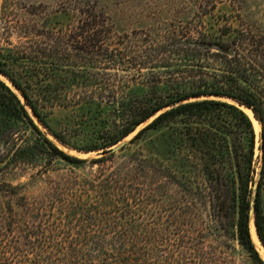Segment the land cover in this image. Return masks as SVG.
Returning <instances> with one entry per match:
<instances>
[{"label":"trees","instance_id":"16d2710c","mask_svg":"<svg viewBox=\"0 0 264 264\" xmlns=\"http://www.w3.org/2000/svg\"><path fill=\"white\" fill-rule=\"evenodd\" d=\"M99 8L96 0H65L56 10L28 11L17 30L0 33V74L23 96L0 79V145L10 146L15 167H35L39 157L101 165L151 119L119 150L169 126L167 159L133 152L123 175L30 197L20 195L24 184L8 183L1 193L17 196L19 208L8 207L10 218L0 214V264H189L192 238L178 221L188 207L204 210L225 242L264 264L249 228L253 216L264 249V33L227 27L216 37L171 32L157 40L143 31L115 33ZM3 27L14 26L5 20ZM55 106L92 126L93 138L76 146L52 128L41 109ZM240 106L252 111L258 136ZM27 107L59 143L100 156L65 152ZM167 185L178 188L181 196L169 197L177 207L155 210L167 202L158 200ZM200 254L192 264H205Z\"/></svg>","mask_w":264,"mask_h":264},{"label":"rangeland","instance_id":"374dc122","mask_svg":"<svg viewBox=\"0 0 264 264\" xmlns=\"http://www.w3.org/2000/svg\"><path fill=\"white\" fill-rule=\"evenodd\" d=\"M65 0H0V33L6 36L7 32L17 30L21 16H28V11L32 9H40L41 11L56 10L57 5ZM99 9L103 10L108 16L109 22L115 33H124L137 31L147 33L159 40L162 34L177 32H205L212 37H216L227 27L231 28H246L253 33H264V0H96ZM8 16V17H6ZM4 20V21H3ZM5 20H10L14 27L8 31H4ZM1 33V34H2ZM197 36V35H195ZM15 38L11 37L14 42ZM180 41L188 45L189 39L185 36L180 38ZM213 50H218L216 45H213ZM182 65L181 62H178ZM3 77V78H2ZM0 79L5 81L9 86L10 82L5 76L0 74ZM13 86H11L12 88ZM15 89L14 87L12 88ZM15 89L14 92L20 95ZM20 97V96H19ZM23 101V99L20 97ZM228 100L227 98H222ZM241 108L243 106H240ZM245 108V107H243ZM242 108V109H243ZM248 109V108H247ZM38 127L46 133L47 137L71 155L79 158H95L100 156V153L91 151L90 154H79L78 150L62 145L54 139L33 116L30 108L27 107ZM250 110V109H249ZM47 122L56 131H61L66 134L68 140L76 145L82 146L93 138L91 127L72 117V111L63 107H52L41 109ZM151 119L139 125L130 135L122 141L114 145L115 154L111 160L105 163L91 164L84 163H68L62 159H55L50 163L46 158H41L36 161V166L31 167L29 164L25 167H15L14 162L8 160L11 153L8 151V145H0V214L5 212L4 216H11V212L7 209L12 206L18 210L17 196H3L2 189L10 190L7 187L8 183L11 186L24 184L20 195L23 193L26 197L33 196L38 191H46L51 188H64L72 184L75 189H82L85 183H91L93 179L104 177L105 175L124 174L126 167L129 166L131 154L139 152L146 155H158L161 161H165L167 153L165 151V143L163 136L170 130V127H165L159 130L147 131L142 139L130 144L128 148L119 150L120 146L127 143L134 134ZM257 121V120H256ZM253 122V121H252ZM259 124V123H258ZM254 126V125H253ZM255 130V129H254ZM260 130V125H259ZM258 136V132H255ZM31 137L28 131L24 135V141L27 142ZM24 143V142H23ZM258 144V140H256ZM258 152V150H255ZM75 152V153H74ZM83 152V151H79ZM164 157V158H163ZM171 159V158H170ZM3 160V161H2ZM2 161V162H1ZM109 178V177H108ZM178 188L174 185H167L165 192H162L165 198L158 200H167L163 205H156L155 210L161 209L164 205L177 207L176 202L170 200ZM176 197L181 196L177 190ZM179 194V195H178ZM157 197V196H156ZM151 203L149 204V206ZM184 216L180 217L181 227L183 230H188L192 238V250L187 248L186 256L189 257V264H192V255L199 252L204 256V263L209 264V256L212 255L211 264H253L246 252L239 247L236 242H225L220 236V230L216 222H212L206 216L205 211H196L193 214L191 207ZM183 214V211L178 213ZM177 214V215H178ZM164 216L161 218L164 221ZM253 221L252 216L250 221ZM6 222V221H5ZM250 224V223H249ZM251 237V235H250ZM252 240V239H251ZM253 241V240H252ZM260 256L264 260L263 248L256 245ZM170 244V243H168ZM226 244L227 248H224ZM163 244L162 250L164 248ZM187 245V244H186ZM168 246V245H167ZM220 250V251H219ZM200 254V255H201ZM182 264H187L185 261Z\"/></svg>","mask_w":264,"mask_h":264},{"label":"bare ground","instance_id":"6f19581e","mask_svg":"<svg viewBox=\"0 0 264 264\" xmlns=\"http://www.w3.org/2000/svg\"><path fill=\"white\" fill-rule=\"evenodd\" d=\"M3 78V77H2ZM13 88V87H12ZM15 90V89H14ZM17 92V91H16ZM20 96V95H18ZM21 97V96H20ZM230 101V100H229ZM243 108V107H242ZM243 110L247 113V115L251 118V120L253 121V125H254V129H255V132H258L259 131V124L258 122L255 120V118H253L252 116V113L249 109L247 108H243ZM56 142V141H55ZM91 152V151H90ZM90 152H77L79 154H90ZM75 153V152H74ZM249 228H250V235H251V239L256 243L257 246L260 247V250H262V247H261V244L259 242V239L257 237V234H256V231H255V226L253 224V221L251 220L250 221V224H249Z\"/></svg>","mask_w":264,"mask_h":264},{"label":"water","instance_id":"95a60500","mask_svg":"<svg viewBox=\"0 0 264 264\" xmlns=\"http://www.w3.org/2000/svg\"><path fill=\"white\" fill-rule=\"evenodd\" d=\"M2 75V74H1ZM6 78V77H5ZM7 79V78H6ZM8 80V79H7ZM9 81V80H8ZM10 82V81H9ZM10 85L11 86H13L12 84H11V82H10ZM10 86V87H11ZM14 87V86H13ZM15 88V87H14ZM16 90H17V88H15ZM18 92H19V90H17ZM19 94H20V96H21V98L23 99V96L21 95V93L19 92ZM30 111H31V109H30ZM251 111V110H250ZM32 112V111H31ZM251 113H252V111H251ZM252 116H253V114H252ZM253 118H254V116H253ZM256 120V119H255ZM110 149H114V146H112ZM252 219H253V216H252ZM253 224H254V220H253ZM255 226V225H254ZM262 247V246H261ZM263 248V247H262ZM263 251H264V249H263Z\"/></svg>","mask_w":264,"mask_h":264}]
</instances>
